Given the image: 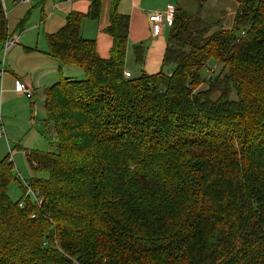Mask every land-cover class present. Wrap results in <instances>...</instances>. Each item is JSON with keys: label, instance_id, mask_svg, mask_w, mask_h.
<instances>
[{"label": "trees", "instance_id": "1", "mask_svg": "<svg viewBox=\"0 0 264 264\" xmlns=\"http://www.w3.org/2000/svg\"><path fill=\"white\" fill-rule=\"evenodd\" d=\"M209 1L175 7L155 75L125 78L117 0L107 59L81 35L99 0L45 36L46 54L85 78L45 91L56 150L26 153L48 176L31 185L40 207L11 200L14 165L0 160V264H264V0L222 18ZM133 55L141 66L142 47Z\"/></svg>", "mask_w": 264, "mask_h": 264}, {"label": "crops", "instance_id": "2", "mask_svg": "<svg viewBox=\"0 0 264 264\" xmlns=\"http://www.w3.org/2000/svg\"><path fill=\"white\" fill-rule=\"evenodd\" d=\"M94 0H29L28 3H18L17 0H2L4 15H6V29L8 31V36H16L17 44L19 47L22 44L28 46H35V49L30 47H24V53H34L33 55L39 56L41 58L43 66L45 67L44 80L42 81L43 87L46 89L47 87L52 86L53 83L60 80L62 77H70L77 80H82L78 78L81 76L82 72L77 71L76 69L67 65H60L57 60L49 57L46 53L43 52L44 47L39 48L38 41L42 38L45 43V36L51 35L60 29L65 23L66 17L71 13L86 15L89 10L91 3ZM100 1V15L99 18L95 21H92L88 18H84L81 23V35L85 39L93 40L96 42V53L103 59H107L109 56L110 48L112 45V41L106 33V29L109 24V15L110 9L116 0H99ZM182 0H117L116 10L119 14L129 16V33H128V41L134 37L136 32V28L141 26V31H144L140 35L141 38H148L147 45L151 48V45L157 43L158 39L162 36H165V29H169L170 26H164L161 30V34L157 37L151 36V25L148 21V16L154 11L164 12L166 7L170 4L173 7H178L181 5ZM36 17V18H35ZM37 36L38 40L29 43L28 36L34 37ZM7 36V37H8ZM27 40H26V39ZM130 41L128 42L129 45ZM3 44V43H1ZM45 52L47 51V43ZM142 43L140 46L143 48ZM166 43L164 44V48ZM14 47V48H16ZM128 47V46H127ZM136 47V46H135ZM163 48V49H164ZM13 49V48H11ZM19 52H21L20 48H16ZM149 49H146V51ZM163 51V50H162ZM127 52V50H126ZM7 54V53H4ZM41 54V55H38ZM144 55V51H143ZM126 56V55H125ZM145 56V55H144ZM143 56V58H144ZM127 57V56H126ZM144 61V60H143ZM4 67V62L2 63ZM135 65V64H134ZM142 65V64H141ZM74 66V65H72ZM137 66V65H135ZM79 69L78 67L74 66ZM141 67V66H137ZM2 66H0V69ZM0 76V111L1 116L2 112L7 111L9 109L15 108V104L12 103V96L14 98L23 99L24 95L17 93L15 86L17 82L26 83L31 88L34 89V93L32 97H35L36 90L34 78L31 74L26 73V70L20 71L18 67L14 65L12 60L9 58L8 66ZM64 69V70H63ZM80 70V69H79ZM125 70L131 73L130 70L125 67ZM26 73L23 75L22 73ZM64 72L68 73L64 75ZM23 75V76H21ZM48 89V88H47ZM43 93V99H44ZM26 98V97H25ZM32 99V98H31ZM29 99V101H31ZM28 100V99H26ZM33 100V99H32ZM44 109V105H43ZM45 114V110H44ZM35 116V113H34ZM3 119V116H2ZM4 122V120H3ZM45 124L49 125L51 130L50 132L54 135L52 131L51 125L46 122ZM6 132V131H5ZM0 142H4L8 147V135L6 138H0ZM51 152V151H50ZM71 264H77L73 262Z\"/></svg>", "mask_w": 264, "mask_h": 264}, {"label": "rangeland", "instance_id": "3", "mask_svg": "<svg viewBox=\"0 0 264 264\" xmlns=\"http://www.w3.org/2000/svg\"><path fill=\"white\" fill-rule=\"evenodd\" d=\"M210 4L206 8L212 9L211 15L213 18H218L221 14L226 15L230 9H236L238 5V0H210ZM184 7H189L191 4V0H182L181 2ZM234 11H230L232 14ZM218 13V15H217ZM220 13V14H219ZM205 15H203L204 17ZM36 18V17H35ZM219 18H222L221 16ZM222 23H229L230 18L221 20ZM141 26L136 28V32L132 39H129L130 43L127 47L126 52V67L128 70L132 72L131 77H137L144 73L146 75H155L159 71L166 72L165 68H161L162 65V57L164 52V44L167 42V38L169 35L170 28L165 29V36H162L158 39L157 43H153L151 48L147 45L148 38H141L140 35L144 33L141 31ZM221 27H224L223 25ZM37 36L27 37L29 43L35 41ZM26 39V38H25ZM27 40V39H26ZM43 38L38 41L39 48L44 47L43 52H45L46 44L43 42ZM142 43L144 48V61L141 67H137L134 65V55L133 48L135 46H140ZM15 45L7 51V54H4L5 48L4 45L0 43V66L4 62V67L8 66L9 58L12 60L14 65L18 67V70L21 72L26 70V73L31 74L34 78L36 90L35 97H32L31 101L26 100L25 97L23 99L14 98L12 96V103L15 104V108L9 109L7 114L5 111L2 112L3 116V124L5 131L8 135V143L7 147L5 143L0 142V160L7 158V160L11 159L14 164L13 167V175L17 178L16 182L11 183L8 192L11 200L24 202L26 199V192L24 190L23 182L31 183L37 179H45L48 176L43 172H37L33 169L30 162H28L26 153L28 152H37V153H47V152H55L56 150V138L55 134L53 135L50 130V126L45 124V114H44V99L43 93L48 88H44L42 85V81L44 80V72L45 67L43 66L41 58L39 56L33 55L34 53H24V47H30L35 49V46H28L25 44L20 45L19 47ZM20 48L21 52L16 50V48ZM146 49H149L146 51ZM163 50V51H162ZM41 55V54H38ZM76 69L77 71L82 72L81 76L78 78H85V73L82 69H77L74 66H68ZM215 71L217 72V66H214ZM64 70V69H63ZM26 73H22L26 75ZM68 73L64 72V75ZM206 72H202V77L206 76ZM21 75V76H23ZM33 89V88H32ZM33 92L34 89H33ZM35 113V116H34Z\"/></svg>", "mask_w": 264, "mask_h": 264}, {"label": "built area", "instance_id": "4", "mask_svg": "<svg viewBox=\"0 0 264 264\" xmlns=\"http://www.w3.org/2000/svg\"><path fill=\"white\" fill-rule=\"evenodd\" d=\"M18 3H28L29 0H17ZM175 8L173 7V5H168L165 9L164 12H160V11H154V13H151L149 16H148V21L151 25V36L154 38V37H157L161 34V30L162 28L166 25V26H171V22L173 20V16H174V13H175ZM3 45H4V48H5V52L4 53H7V51L17 45V37L16 36H8L7 39L3 42ZM5 68L3 67L2 65V68L0 69V76H2L3 72H4ZM125 78L126 77H131V73L130 72H126L125 74ZM15 89H16V92L17 93H20L22 95H24L26 97V99H31L32 96H33V89L26 83H20V82H17L16 83V86H15ZM7 137V133L5 132V128H4V124H3V119H2V116H1V111H0V138H6ZM8 162L9 163H12V160L8 159ZM14 165V164H13ZM32 182L29 184L27 182H23V187L25 188V192H26V197L25 199L27 198H30L32 200V202L40 207L41 205V198H40V195L37 191H34L32 189ZM24 205V202H20L18 204V207L20 209H23ZM30 217H34L33 215H31Z\"/></svg>", "mask_w": 264, "mask_h": 264}]
</instances>
